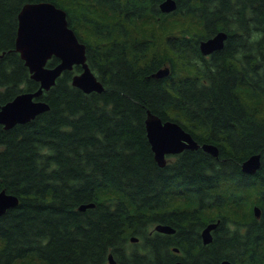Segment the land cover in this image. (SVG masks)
I'll return each mask as SVG.
<instances>
[{
	"label": "trees",
	"instance_id": "16d2710c",
	"mask_svg": "<svg viewBox=\"0 0 264 264\" xmlns=\"http://www.w3.org/2000/svg\"><path fill=\"white\" fill-rule=\"evenodd\" d=\"M36 1L67 11L104 89L75 86L77 64L42 94L49 109L0 123V190L19 197L0 215V264H111L110 253L116 264H162L172 245L185 264H264V0H176L171 12L162 0H0L1 103L40 85L15 49L18 14ZM219 30L224 46L204 55L200 41ZM149 113L216 144L218 156L186 148L161 166ZM253 153L261 166L244 172ZM216 218L205 246L199 229ZM158 221L176 232L151 233Z\"/></svg>",
	"mask_w": 264,
	"mask_h": 264
},
{
	"label": "water",
	"instance_id": "95a60500",
	"mask_svg": "<svg viewBox=\"0 0 264 264\" xmlns=\"http://www.w3.org/2000/svg\"><path fill=\"white\" fill-rule=\"evenodd\" d=\"M177 7L176 0H162L160 8L162 11L171 12ZM228 33L219 30L212 36L200 41V49L204 55L221 49ZM15 49L20 52L21 57L29 67L31 77L39 81V87L34 91H23L13 99L0 102V123L6 128L13 127L35 118L41 112L50 108L47 101L41 98L45 90L50 89L57 78L66 69H72L74 65L80 64L82 71L74 74L72 83L86 92L93 90L103 91L104 84L97 77L87 61L86 44L80 40L75 29L69 24L67 11L51 1L28 2L23 5L18 14V30L15 41ZM3 53H0V56ZM56 56L60 61L49 66L48 61ZM264 58V51H263ZM170 72V67L165 65L155 71L154 75L162 77ZM146 130L149 142L154 151L157 162L164 166L167 163L168 154H177L186 148H198L218 156L219 148L213 143L202 145L187 131L179 122L174 120H163L155 114L149 113L146 118ZM261 166V154L253 153L242 163V169L247 173H255ZM19 202L18 195L0 190V215ZM94 203L81 204L85 209ZM257 208V206H256ZM216 223L209 225L204 231L205 241H209L210 228ZM160 231H173L169 224L159 223L155 226ZM132 236L131 240H137ZM112 264L116 262L113 254H109ZM171 264H183L177 261Z\"/></svg>",
	"mask_w": 264,
	"mask_h": 264
},
{
	"label": "flooded vegetation",
	"instance_id": "af4514ba",
	"mask_svg": "<svg viewBox=\"0 0 264 264\" xmlns=\"http://www.w3.org/2000/svg\"><path fill=\"white\" fill-rule=\"evenodd\" d=\"M216 51V50H215ZM214 52V51H213ZM211 54V53H210ZM209 55V54H208ZM257 206V208H256ZM254 213H255V216L257 218L258 221H260V219L262 218V209L260 208V206L258 205H254ZM220 222H221V219L220 218H216L215 221H209L207 222L205 225H203L200 229H199V236L201 238V241H202V244L207 246L209 244H211L214 240H215V237L216 235L218 234L219 232V228H220ZM159 223H162V224H168V223H163L161 221H158L156 224H154V226H152L150 228V232L152 233L154 230L157 231V233H160L161 235H172L173 233L176 232V228L173 227V231H160V230H157L155 228V226ZM213 223H216L215 226H212L209 230L210 232V240L209 241H205V238H204V231L207 229V227L209 225H212ZM170 225V224H169ZM225 228H228L229 230L231 231H236V230H239L241 233L245 231V227L242 226V225H236V224H233L232 222L230 221H227V223H225ZM154 229V230H153ZM134 242L138 241L137 240H132ZM171 250L173 252V258L171 260H168L167 262L165 263H162V264H171V263H175L177 261H181L183 262V264H185V262L183 261V259L181 258V255H182V251L180 250V248L176 245H172L171 246ZM111 263V262H110ZM112 264V263H111ZM116 264V262L114 263ZM219 264H236L235 261H232V259L228 258V257H223L222 259L219 260Z\"/></svg>",
	"mask_w": 264,
	"mask_h": 264
},
{
	"label": "rangeland",
	"instance_id": "374dc122",
	"mask_svg": "<svg viewBox=\"0 0 264 264\" xmlns=\"http://www.w3.org/2000/svg\"><path fill=\"white\" fill-rule=\"evenodd\" d=\"M167 159H168L169 162H170V161H173V160H174V154H172V155H168ZM153 226H154V225H153ZM132 245H133V244H131V242L128 244L127 249H128L129 251L133 249ZM134 247H135V246H134Z\"/></svg>",
	"mask_w": 264,
	"mask_h": 264
}]
</instances>
